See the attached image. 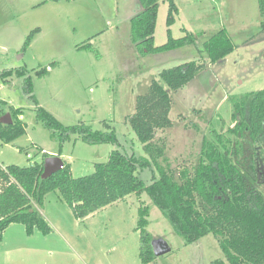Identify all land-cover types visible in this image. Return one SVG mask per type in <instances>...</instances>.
Wrapping results in <instances>:
<instances>
[{"label": "rangeland", "instance_id": "rangeland-1", "mask_svg": "<svg viewBox=\"0 0 264 264\" xmlns=\"http://www.w3.org/2000/svg\"><path fill=\"white\" fill-rule=\"evenodd\" d=\"M169 1L177 8L171 25L166 23ZM157 4L154 47L187 33L199 36L194 44L142 52L132 39L130 22L142 11L138 0H0V125L7 114L12 124L18 112L24 128L10 141L0 138V166H30L48 155L69 164L72 177L78 178L92 174L95 164L105 163L118 149L136 157H155L179 182L182 170H196L200 151L215 144V134L230 137L237 120L244 121L240 99L264 90V17L258 0H157ZM219 31L228 39L225 46L230 44L233 50L212 63L204 46ZM189 62L199 66L194 78L181 89L168 90L160 73ZM25 78L33 99L23 93ZM153 81L168 92L169 126L156 131L146 151L129 118L137 98L149 92ZM37 108L65 127L113 131L117 144L88 145L71 135L60 145L50 130L36 122ZM241 145L244 164L253 158L254 149L259 158L264 156L263 142L243 138ZM158 175L153 166L138 173L146 185ZM263 181L264 177L254 178L264 192ZM142 204L148 208L147 233L170 247V252L155 256L149 264H227L215 236L207 234L186 244L145 192L82 221L73 217L57 192H51L41 212L47 223H96L95 236L100 232L102 239H111L101 245L103 262L121 251V245L114 247L118 225L128 243V264H141L135 225Z\"/></svg>", "mask_w": 264, "mask_h": 264}, {"label": "trees", "instance_id": "trees-1", "mask_svg": "<svg viewBox=\"0 0 264 264\" xmlns=\"http://www.w3.org/2000/svg\"><path fill=\"white\" fill-rule=\"evenodd\" d=\"M138 1L142 11L130 22L132 39L142 52L156 53L184 47L194 44L195 38L199 37L187 33L177 40L169 37L165 45L154 47L157 0ZM258 4L264 17V0H258ZM174 14H177V8L169 1L167 25L173 23ZM211 39L206 45L204 43V47L210 53L212 63L222 60L233 50L230 44L225 46L228 39L222 31ZM198 67L196 62H189L164 70L159 75L160 80L168 90L181 89L194 78ZM149 89L146 95L137 98L135 113L129 118L137 140L146 151L156 131L169 126L168 92L155 81ZM23 93L33 99L29 78H25ZM239 102L244 121L237 120L234 128L229 130L230 137L215 134V144L209 143L200 151L196 170L192 173L188 169L182 170L179 182L163 170L155 157H136L118 149L110 152L105 163L95 164L92 174L78 178L72 177L70 165L63 162L61 170L41 179L43 161L48 155H43L40 163L30 166H0V244L4 231L11 224L23 225L28 236L34 232L42 235L52 232L41 212L48 193L57 192L59 200L68 206L73 217L82 221L107 206L125 201L130 195L138 197L145 192L186 244H194L212 234L227 264H264V192L254 184V178L264 177V156L259 158L254 149L253 158L248 163L244 164L243 158L239 157L243 138L264 143V90L248 94ZM18 116V112L12 116L11 125H0L3 141L24 133ZM35 120L50 130L60 145L71 135H77L88 145L117 144L113 131H92L84 125L65 127L41 108L36 109ZM152 166L159 175L158 178L152 177L150 184L146 185L138 173L147 168L151 170ZM147 227L148 208L142 204L135 225L141 264H149L155 258L151 248L153 238L147 233ZM213 264L225 263L215 261Z\"/></svg>", "mask_w": 264, "mask_h": 264}, {"label": "crops", "instance_id": "crops-1", "mask_svg": "<svg viewBox=\"0 0 264 264\" xmlns=\"http://www.w3.org/2000/svg\"><path fill=\"white\" fill-rule=\"evenodd\" d=\"M43 217L47 222L44 213ZM48 224L52 229L50 234L34 232L30 236L25 234L23 225L8 226L0 244V264H128V243L122 240L124 233L120 232L122 228H118V225L115 228L119 231L116 235L119 240L114 247L121 245V251L113 260L107 259L105 263L99 257L100 249L104 241L111 239H102L100 232L95 236L99 231L96 223ZM81 224H84L83 229ZM91 232L94 233L93 237Z\"/></svg>", "mask_w": 264, "mask_h": 264}, {"label": "water", "instance_id": "water-1", "mask_svg": "<svg viewBox=\"0 0 264 264\" xmlns=\"http://www.w3.org/2000/svg\"><path fill=\"white\" fill-rule=\"evenodd\" d=\"M1 123L4 125L11 124L9 119V115H5V117L1 120ZM63 167V161L58 157H47L43 161V173L41 175V179H47ZM151 248L154 256H161L168 252H170V247L168 244L162 239H153L151 241Z\"/></svg>", "mask_w": 264, "mask_h": 264}, {"label": "flooded vegetation", "instance_id": "flooded-vegetation-1", "mask_svg": "<svg viewBox=\"0 0 264 264\" xmlns=\"http://www.w3.org/2000/svg\"><path fill=\"white\" fill-rule=\"evenodd\" d=\"M262 163V162H261ZM262 176L260 175V176H258V179H260ZM264 182V181H263Z\"/></svg>", "mask_w": 264, "mask_h": 264}, {"label": "built area", "instance_id": "built-area-1", "mask_svg": "<svg viewBox=\"0 0 264 264\" xmlns=\"http://www.w3.org/2000/svg\"><path fill=\"white\" fill-rule=\"evenodd\" d=\"M0 191H1V184H0Z\"/></svg>", "mask_w": 264, "mask_h": 264}]
</instances>
